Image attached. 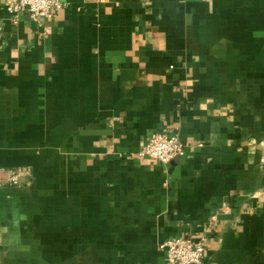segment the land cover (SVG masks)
<instances>
[{"label": "crops", "instance_id": "crops-1", "mask_svg": "<svg viewBox=\"0 0 264 264\" xmlns=\"http://www.w3.org/2000/svg\"><path fill=\"white\" fill-rule=\"evenodd\" d=\"M155 133L186 155L140 157ZM0 264H264V0H0ZM227 204V208L224 206Z\"/></svg>", "mask_w": 264, "mask_h": 264}, {"label": "built area", "instance_id": "built-area-1", "mask_svg": "<svg viewBox=\"0 0 264 264\" xmlns=\"http://www.w3.org/2000/svg\"><path fill=\"white\" fill-rule=\"evenodd\" d=\"M10 15L26 13L36 22L41 23L59 13L65 7V0H3ZM186 155L185 146L175 136L155 133L140 157L149 158L160 165H170ZM32 176L30 168L0 169V189L19 188L24 179ZM227 208V204L224 205ZM207 236L197 238L179 236L163 242L165 264H204L207 255Z\"/></svg>", "mask_w": 264, "mask_h": 264}]
</instances>
